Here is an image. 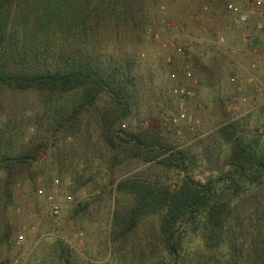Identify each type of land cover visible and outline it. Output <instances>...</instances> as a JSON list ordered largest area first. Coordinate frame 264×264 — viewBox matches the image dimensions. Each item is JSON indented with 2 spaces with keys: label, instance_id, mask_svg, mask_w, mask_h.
Masks as SVG:
<instances>
[{
  "label": "rangeland",
  "instance_id": "rangeland-1",
  "mask_svg": "<svg viewBox=\"0 0 264 264\" xmlns=\"http://www.w3.org/2000/svg\"><path fill=\"white\" fill-rule=\"evenodd\" d=\"M246 1H66L61 37L55 36L57 31L42 44L29 41L30 50H39L42 57L62 51L68 63L91 57L102 71H120L117 82L121 79L124 98L115 103L107 91H101L79 110L77 91L50 97L45 91L0 87V264H14L17 258V264H61L51 255L52 243L58 241L73 248L80 257L77 264H137V257L146 260L158 252L155 233L147 223L126 241L129 257L134 254L135 261H112L109 232L116 184L137 173L155 172L151 163L135 154L138 137L151 135L175 149L202 140L207 145L214 132L243 118L251 120L250 129L264 134V116L256 114L264 106V90L256 93L247 81L256 76L264 84V30L254 28L257 20L264 23V11L247 25H234L224 10L228 3L244 9ZM203 6L209 13H202ZM93 7L96 11L86 28L72 22V9L89 13ZM211 8L215 14H210ZM201 14L210 18L207 33L212 36L206 45L202 33L195 32L202 21L192 18ZM217 33L226 38L231 34L240 47L215 45ZM197 39L205 40L204 46H198ZM183 46L185 56L177 52ZM233 47L239 49V56L229 53ZM240 48L252 58L241 62ZM199 49L202 57L197 54ZM219 49L227 56L225 71L217 61L208 67L204 64L206 53ZM251 62L255 69L250 68ZM186 70L196 80L194 94L178 99L171 93L174 87L192 86ZM231 79L243 85L247 104L235 100ZM202 87L212 88L214 96L203 97ZM195 121L199 124L190 132ZM219 149L215 144L213 152ZM24 154L26 159L16 161ZM3 155L11 156L10 162ZM39 190L42 196L37 195ZM52 203L60 206L57 216L51 213ZM255 214L252 204L244 209L243 227L252 228Z\"/></svg>",
  "mask_w": 264,
  "mask_h": 264
},
{
  "label": "trees",
  "instance_id": "trees-1",
  "mask_svg": "<svg viewBox=\"0 0 264 264\" xmlns=\"http://www.w3.org/2000/svg\"><path fill=\"white\" fill-rule=\"evenodd\" d=\"M66 1L0 0V87L45 91L50 97L77 91L79 110L101 91L120 102L125 92L121 79L117 82L120 71H102L91 57L68 63L62 51L42 57L39 50H30L29 41L42 44L57 31L55 36L61 37ZM95 11L72 9V22L86 28ZM256 114L264 116V106ZM250 121L229 122L207 138V145L202 140L181 149L168 148L151 135L136 138L135 154L155 172L116 184L109 232L112 261H135L126 241L148 223L159 249L146 260L137 257V264H264V134L250 129ZM110 126L105 127L108 132ZM3 156L7 162L12 159ZM27 157L19 155L16 161ZM250 204L256 214L254 225L246 229L241 215ZM51 248L61 264L80 259L63 242H53Z\"/></svg>",
  "mask_w": 264,
  "mask_h": 264
},
{
  "label": "built area",
  "instance_id": "built-area-1",
  "mask_svg": "<svg viewBox=\"0 0 264 264\" xmlns=\"http://www.w3.org/2000/svg\"><path fill=\"white\" fill-rule=\"evenodd\" d=\"M246 7L244 9H238L236 7L235 4L233 3H228L224 6V10L230 14L231 18H232V22L234 25H247L250 20L252 19V17H254L255 15H262L263 11H264V0H248L246 1ZM202 13L206 14L209 13V9L206 6H203L201 8ZM194 21L199 22L201 20V16L200 15H195L192 17ZM209 19V18H207ZM207 24L210 23V20L206 21ZM254 28L256 32H262L264 30V23L260 22V21H256L254 24ZM154 38H157V35H154ZM213 41L215 43V45L219 46L220 48H224L227 45V39L226 37L222 34V33H217L214 37H213ZM196 44L198 46H201L203 44V40L202 39H197ZM250 43L248 42L247 45H249ZM251 46V44H250ZM238 47V46H237ZM201 48V47H200ZM253 49H257L256 47H254ZM229 53L232 56H239V49L237 48H229ZM253 50V52L255 51ZM178 54H180L181 56H185L187 54V48L186 46L180 47L179 49H177ZM242 53V51H241ZM198 56L202 57L203 56V52L199 49L198 50ZM257 66L255 64V62H251L250 64V68L255 69ZM185 75L191 80L192 86L191 88L189 87H174L171 91L172 95L174 97H177L178 99H187L193 96L194 92H193V87L196 84V80L193 77V75H191V72L189 70L185 71ZM231 81L233 82V86L231 88V92H233L234 96H235V100L240 104V105H245L248 103L249 101V97H247L244 94V88L243 85L240 83H235L234 79H231ZM247 81L253 85L254 90L256 93H261L264 90V84H260V82L257 81L256 76H249ZM172 123H175V119H172L171 121ZM199 122L195 121L194 126H191L189 128L190 132L195 131V126H198ZM55 186H58V182L56 181L54 183ZM42 191H37V195L38 196H42ZM50 199V198H48ZM51 213L55 216H57L60 212V206L52 203L51 205ZM18 258L14 261V264L18 263Z\"/></svg>",
  "mask_w": 264,
  "mask_h": 264
},
{
  "label": "crops",
  "instance_id": "crops-1",
  "mask_svg": "<svg viewBox=\"0 0 264 264\" xmlns=\"http://www.w3.org/2000/svg\"><path fill=\"white\" fill-rule=\"evenodd\" d=\"M196 10H198V9H196ZM215 13L216 12L213 11L212 8H211L210 14H215ZM208 20H210V18L207 19V15L201 14V21H202L200 23L201 25H199L198 28L195 29L196 30L195 31L196 33H198V34L202 33L201 35L205 37V40H206V43L204 42L205 45L208 44V42H210V37L212 36L211 34H208L207 33V28H209V27H208V24H207L206 21H208ZM226 39H227V44L229 46H232V45L234 46V44H236V46L240 47L239 40H237L236 38H234V36H231V34H228V36H227ZM241 51H242V53H241ZM219 53H221V55L224 54V52L221 51L220 49L218 51H216V52L214 51V52L206 53V55L204 56V60H205L204 64H205V66L208 67L211 64H213V62L215 63V61H217L218 64H219V67H220L221 71H225V67L227 65V60H226V57L227 56H225L226 54H224L223 56L225 58L220 57ZM240 57L241 58H239V59H241V62H242V60L245 61V60H249L250 58H252V56L250 55V53L247 52L246 50H243V48H240ZM215 68L216 67L213 66V72L214 73H217V71H215ZM223 75H224V73H223ZM201 91L203 93V97H205V96L208 97V94H210L211 92H213L212 88H210V89L204 88L203 89V87L201 88ZM212 96H214V94H212ZM206 117L208 118V114H207Z\"/></svg>",
  "mask_w": 264,
  "mask_h": 264
}]
</instances>
